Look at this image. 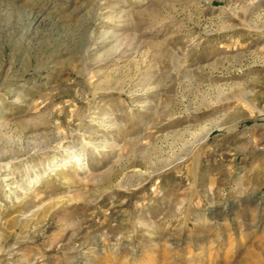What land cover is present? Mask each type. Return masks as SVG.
<instances>
[{
  "label": "rangeland",
  "instance_id": "374dc122",
  "mask_svg": "<svg viewBox=\"0 0 264 264\" xmlns=\"http://www.w3.org/2000/svg\"><path fill=\"white\" fill-rule=\"evenodd\" d=\"M156 236L264 264V0H0V264Z\"/></svg>",
  "mask_w": 264,
  "mask_h": 264
},
{
  "label": "bare ground",
  "instance_id": "6f19581e",
  "mask_svg": "<svg viewBox=\"0 0 264 264\" xmlns=\"http://www.w3.org/2000/svg\"><path fill=\"white\" fill-rule=\"evenodd\" d=\"M150 233H152V231L150 232ZM161 236H163V235H161ZM153 239H154V245L155 246H158V244H162L163 246H165L164 248L162 247V253H161V255H160V252H158L157 251V257H159V258H157L158 260H161L164 264H177V262H178V259L181 257V255H182V252H186V253H188L189 254V249L186 247V246H181L180 248H178L177 250H175V246H177V242L175 243V242H173V241H171L169 238H166V239H164L163 238V240H161L160 238L161 237H152ZM153 241V240H152ZM219 243V242H218ZM217 243V244H218ZM221 243V242H220ZM197 248L199 247V246H196ZM231 249V248H230ZM201 250V249H200ZM156 252V251H155ZM180 252V253H179ZM199 252H201V251H199ZM209 252V251H208ZM133 254V253H132ZM151 254H152V252H151ZM255 254H257V253H255ZM254 254V255H255ZM145 255V254H144ZM197 255V257H192L193 259H191V263H189V264H197V263H199V261L200 260H202L201 258H200V256H198V254H196ZM89 258V257H88ZM138 259V258H137ZM140 260H141V257H140ZM81 263V262H80ZM120 263V262H119ZM154 263V262H153ZM143 264H152L151 262H149V263H144V261H143ZM252 264H254V263H252Z\"/></svg>",
  "mask_w": 264,
  "mask_h": 264
}]
</instances>
